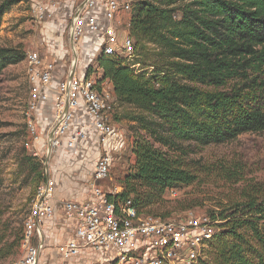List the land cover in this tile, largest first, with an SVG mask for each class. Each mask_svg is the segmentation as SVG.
<instances>
[{
  "label": "trees",
  "instance_id": "1",
  "mask_svg": "<svg viewBox=\"0 0 264 264\" xmlns=\"http://www.w3.org/2000/svg\"><path fill=\"white\" fill-rule=\"evenodd\" d=\"M20 1H1L0 24ZM129 36L134 61L102 53L86 78L99 72L98 84L109 81L118 104L141 111L131 118L140 125L129 139L135 163L120 198L168 219L147 209L197 181L177 155L182 144L220 145L264 132V0H139ZM24 57L0 48V73ZM24 157L43 183L41 161ZM239 196L208 214L222 222L210 247L215 261L195 264H264V183L246 185Z\"/></svg>",
  "mask_w": 264,
  "mask_h": 264
},
{
  "label": "built area",
  "instance_id": "2",
  "mask_svg": "<svg viewBox=\"0 0 264 264\" xmlns=\"http://www.w3.org/2000/svg\"><path fill=\"white\" fill-rule=\"evenodd\" d=\"M28 1L38 21L49 19L70 2L69 44L74 55L84 37L95 35L101 38L106 56L134 59L135 44L129 36L132 0H83L77 5V0ZM25 63L31 110L37 111L41 103L50 99L56 68L46 65L37 53H29ZM72 64L77 65L75 61ZM95 75L86 78V71L72 69L59 82L54 121L46 142L47 153L52 156L61 148L75 149L88 139L91 130L98 135L101 153L89 183L90 197L62 202L61 219H57L71 232L61 240L48 231L59 209L54 205L56 182L51 169H44L46 180L32 198L24 227L23 254L14 264H195L205 260L220 233V220L194 211L179 219H163L141 213L132 199H121L122 186L108 192L101 189L100 185L110 177L115 157L126 149L127 137L114 121L116 97L108 82L99 85ZM82 105L87 125L81 124ZM30 126L35 135V127Z\"/></svg>",
  "mask_w": 264,
  "mask_h": 264
},
{
  "label": "rangeland",
  "instance_id": "3",
  "mask_svg": "<svg viewBox=\"0 0 264 264\" xmlns=\"http://www.w3.org/2000/svg\"><path fill=\"white\" fill-rule=\"evenodd\" d=\"M82 1L77 0L76 5ZM138 1L132 0V3ZM63 9L57 10L47 20L38 21L31 13L29 1L21 0L4 15L0 24V48L25 55L22 62L8 66L0 73V264H14L22 256L25 223L31 211L32 198L41 183L30 169L22 165L24 155L37 158L44 169L54 166L65 181L73 180L72 174H82L83 184L91 180L96 163L97 156L89 154V151H86L89 158L81 159V149L60 161L56 153L49 156L46 142L53 111L47 109L39 114L31 110V86L25 63L29 53H37L46 65H53L63 77L72 69L80 72L86 64L96 71L97 59L103 53L102 46L95 44L99 38L89 35L87 38L91 42L84 45L86 49H83L82 41L77 44L78 50L74 55L69 44L71 18ZM93 58L95 60L90 62ZM73 61H77L75 67ZM134 67L141 72L140 65ZM95 76L99 79L100 73ZM137 115H141L139 109L121 104L116 107L114 121L126 134L127 146L115 157L106 187L105 184L100 185L106 192L120 186L135 163V157L129 150V139L139 131L140 125L131 119ZM30 125L35 127V135ZM181 147L177 155L198 179L191 187L168 190L163 202L147 209L151 213H170L171 219L182 218L189 211L208 215L239 200L246 185L264 183V132L244 134L233 142L220 145L199 146L188 142ZM232 172L236 173L235 176L230 175ZM206 255L204 261H215L211 248Z\"/></svg>",
  "mask_w": 264,
  "mask_h": 264
},
{
  "label": "crops",
  "instance_id": "4",
  "mask_svg": "<svg viewBox=\"0 0 264 264\" xmlns=\"http://www.w3.org/2000/svg\"><path fill=\"white\" fill-rule=\"evenodd\" d=\"M70 6H71L70 2L68 4H65L63 6V8H64L63 12H65V11L69 12ZM87 37L88 36L84 37L83 40H82L83 41V49L84 48L86 49V46H88V43L91 42V39L87 38ZM97 37L99 39L97 40V42L95 44L96 45H100L101 44V38L99 36H97ZM93 38H95V37H93ZM84 45H86V46H84ZM85 52L87 53V50ZM93 60H95V59L93 58L90 62H93ZM88 67H89L88 64L84 65L83 69L80 72H82V73H84L85 71L87 72V68ZM63 78L64 77H63L62 74H60L58 71L55 72L52 86L49 89L50 99L47 102L41 103V105L37 109V112H39V114H41V112L43 113L47 109H50V111H53V117L51 115L50 118L54 119L56 90H57V86H58L59 82ZM108 85H109L108 87L112 88V85H111V83L109 81H108ZM81 109H82L81 114L83 115V121H82L81 124L87 125V124H89L88 123L89 120L87 119V116H86V109H85V107L83 105L81 106ZM53 119H52V123L54 121ZM76 121H77V119H76ZM89 132H90V134H89L88 139L85 140V141H82L81 143H79L76 146L75 149L68 150L66 148H61L56 153L57 154V158H59V161L61 159H64V157L68 158L69 157L68 156L69 153L76 152L78 149H81V152H83L82 154H80L81 159L84 160V158H86V157L89 158V156L86 155V151H89V154L91 153L95 157L97 156V158H96V161H97L99 156H100V153H101V147H100V144H99L98 135L93 130H91ZM78 167H80V166H78ZM94 168H95V165L93 167V171H94ZM93 171H92V174H93ZM50 175L55 180L56 185H57L55 199H54V205L59 209V211H58V214L56 216V219L52 222V224L49 225L48 231L52 230L53 231V235H55V236L61 238V240H63L65 238H67L70 230L67 227H65V225H62L58 221L59 218L61 219V215H62L61 214V210H60V206H61L62 202L67 201V200H75V201L87 200L90 197V194H91L90 184H89L90 181L89 182H85L83 184L82 180L80 178L82 176V174H81V176H75V175L72 174V175H70V177H73L72 178L73 180H71V178H70V180L65 181L63 178H61L60 173L57 172L54 169V166L50 170ZM105 187H106V184H105ZM52 254H54V252H52ZM54 255H56V254H54Z\"/></svg>",
  "mask_w": 264,
  "mask_h": 264
},
{
  "label": "bare ground",
  "instance_id": "5",
  "mask_svg": "<svg viewBox=\"0 0 264 264\" xmlns=\"http://www.w3.org/2000/svg\"><path fill=\"white\" fill-rule=\"evenodd\" d=\"M75 64H76V62H75Z\"/></svg>",
  "mask_w": 264,
  "mask_h": 264
},
{
  "label": "water",
  "instance_id": "6",
  "mask_svg": "<svg viewBox=\"0 0 264 264\" xmlns=\"http://www.w3.org/2000/svg\"><path fill=\"white\" fill-rule=\"evenodd\" d=\"M77 60V59H76Z\"/></svg>",
  "mask_w": 264,
  "mask_h": 264
}]
</instances>
